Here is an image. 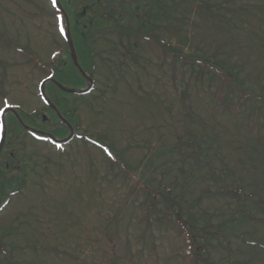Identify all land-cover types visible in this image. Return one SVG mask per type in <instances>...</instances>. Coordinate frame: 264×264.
<instances>
[{
	"label": "rangeland",
	"instance_id": "obj_1",
	"mask_svg": "<svg viewBox=\"0 0 264 264\" xmlns=\"http://www.w3.org/2000/svg\"><path fill=\"white\" fill-rule=\"evenodd\" d=\"M87 1L78 0L75 9L79 13L83 12ZM200 1L202 8L191 9L189 6L186 8L181 6L174 11L170 10L174 7L171 1H168L170 15L163 18L165 20L162 21L159 29L150 30L149 34L157 36L165 44L179 47L187 54L192 53L209 59L214 57L221 61L229 72L236 75L239 81L245 82L248 86H255L263 93L261 96L263 97L264 0ZM180 5L187 4L180 3ZM38 7L43 8V15L39 14ZM115 10L114 8L113 11ZM144 10V4H141L140 14L136 19L138 24H132L125 19L122 26L139 30L141 13ZM52 12L48 0H0V33H5L8 38L19 41L20 44L19 49L15 50L0 47V63L7 73L5 98L11 106H21L29 113L42 114V116H45L43 114H46L47 106L39 95V83L47 76L45 71L51 68L62 71L65 68L62 62L60 63L62 60L60 50L65 42L57 28L53 29ZM91 15V12L84 15L82 25H90L88 20ZM113 16L118 18L116 14ZM219 20L220 23L216 26L214 23ZM100 42L106 47L103 49L104 52L97 48V53L109 52L108 46L112 47L111 43L106 40ZM139 43L142 45L140 53L142 59L138 61L137 66L133 63L132 68L135 72L124 75L127 81L120 78L118 82H115V79L108 80L111 75L100 62L101 59L97 58L102 65L99 64L100 74L98 73L95 77L98 80L96 91L83 103L78 102L77 117L83 122L81 131L92 136L93 139L96 138L105 144L117 147L118 150H125L128 145L131 146L125 150L120 159L134 169L138 174L137 177H144L145 181L150 183L149 186H152L151 190H157L159 186L168 190V187H176L174 186L176 181L179 183L176 195H181L183 192L178 202L188 205L200 198L199 206H192V208L196 207L195 209L187 208L181 212L180 208H173L174 213L172 212L171 218L175 222L180 218L182 225L189 228L190 224L197 226L198 232L203 233L201 229L204 221L200 220V223L194 224L191 220L189 221L188 213L205 214L207 222L218 230L219 224L223 221L234 219L233 212L238 206L252 208L253 205L230 199L221 191L219 183L216 184V189L211 180L199 177L202 173L194 172V182L184 186V178L177 167L174 172L173 165L154 166L155 155H162L163 149L168 150L165 146L180 143L181 151H186L188 148L183 145L188 142L189 136L198 137L201 133L209 136V144L206 143V147L211 146V139H213V145L218 143L220 154L226 157L229 168L234 171V178L230 174L226 177L230 183L235 184L230 185L233 192L238 190L243 193V186H245V194L249 198L252 196L253 204L261 203L263 207L264 177L261 173L264 174V138L261 137V142L256 141L250 132L242 127L241 121L245 117L246 110L242 105L245 106V103L240 105L242 101L238 95L234 98L235 102L223 100L217 92V86L220 85L219 78L211 82L210 76L205 74L201 85L193 78L195 73L191 65L186 64L182 68L184 73L181 74L175 67H171L170 57L163 58L166 63L162 64V60L159 59L161 56L157 57L154 51L157 47L151 42L142 40ZM25 46L30 47L39 56H36L39 66L34 62L29 63L22 56L21 52L23 53ZM81 51L84 52V49L81 48ZM57 52L59 55L52 59L53 53ZM134 52L132 50L133 54ZM112 58L115 60L116 56ZM115 63L109 66L112 68ZM2 66L0 71L3 70ZM116 75L119 74L116 73ZM181 76L183 80L179 78ZM100 81L105 84L100 85ZM125 83L129 84V87ZM106 84H117L118 89L114 90L113 87L109 89ZM186 88L188 92L184 93ZM200 90L206 95L205 97L198 95ZM216 93L219 95L217 96ZM46 94L51 98L49 88ZM93 95L100 97L96 99ZM2 99L3 97H0V113L4 108ZM215 99L218 102L222 101L223 103H220L226 108L217 105ZM186 100H188L187 109L194 108V111L189 113L184 111L183 105ZM260 111L262 113L259 122L264 126V108ZM39 118L36 122L41 125L42 117ZM252 121L247 124L251 126ZM245 125L243 123V126ZM61 126L59 122H55L52 123V127L47 126L46 129L58 131ZM259 128H261V135L264 136V127L259 126ZM75 130L77 132L76 127ZM251 139L254 142H251ZM25 140L26 149L10 142L12 148L7 149V152L16 155H32L33 161L27 162V159L25 161L29 168H32L27 171L35 173V169L40 175L35 173L30 178L27 177L28 188L23 189L21 195L11 197L9 206L0 213V233L10 232L11 228L17 232L22 227L19 232L8 237L6 242L15 244L22 241L29 246H35L39 251L32 254L29 250L24 253L15 250L16 260L22 264H133L138 262L140 256L132 257L131 260L129 256H126L128 234H121L123 246L121 242L111 239L108 234L110 220L127 201L126 197L136 190L133 182L128 185L122 176H116L119 166L117 164L112 166L110 162H115L109 160L110 158L100 148L88 142L84 144L83 140L77 139L76 142L60 150L51 144L33 141L29 137ZM253 143L255 150L252 147ZM161 148L163 149L160 150ZM67 150L70 155L65 156L63 153ZM227 153L231 154L233 161L226 156ZM165 154L167 155V151ZM1 156L4 155L0 154ZM192 161L194 160L189 159V164H192ZM10 162L7 163L10 164ZM216 165L221 166L219 163ZM46 170L50 175L47 172L48 175L43 174ZM97 171L99 173L97 185L91 184L89 181L93 180L92 172ZM22 183L23 178H20L19 184ZM184 187L185 191H183ZM210 190L212 196L206 195V191ZM145 196L143 191L138 190V198L134 199L135 207L129 203V209L138 208V217H142L139 207L144 203ZM248 208L246 209L249 214L264 223V210L256 213L259 210ZM228 210L230 211L226 216L220 214ZM70 213L74 216L71 220L75 224L68 219ZM97 218L102 222H99ZM132 221L136 225L137 220ZM64 222L69 223L67 231H63ZM124 222H128V219ZM240 222L241 219L235 226L236 229L230 234L238 235L240 238L233 239L231 247L225 245V248H222L217 241H209L210 243L207 244L209 245L207 247L209 262L218 263L226 260L224 264H251L253 260L258 259V264H264V225L260 223L261 226L258 227L253 221L245 220V224L242 223L240 226ZM142 223L145 225L139 227L141 228L140 231L138 229L139 233L142 229H146V219ZM80 224L82 226L76 227ZM156 225L158 226L154 224L153 227ZM148 226L151 227L149 224ZM168 226L173 227V222L170 221ZM153 227L156 236L166 239L167 237L177 238V243H183L182 239H178L175 231L160 235L161 231ZM205 232L203 234L211 236L210 231ZM242 235H258V242L250 240L246 241V245H242ZM129 236L133 239L132 236L136 235H132L130 231ZM169 244V241L162 239L157 243L159 250L154 252L147 246L145 254L147 257L159 254L158 262L164 264L165 255L171 256ZM41 248H48L49 251L43 253L40 251ZM142 248L143 246L140 249ZM194 248L197 246L195 245ZM231 251H234V254L230 255ZM0 257L3 255L1 254ZM201 258L203 259L199 264L205 262V256L202 255Z\"/></svg>",
	"mask_w": 264,
	"mask_h": 264
},
{
	"label": "trees",
	"instance_id": "obj_2",
	"mask_svg": "<svg viewBox=\"0 0 264 264\" xmlns=\"http://www.w3.org/2000/svg\"><path fill=\"white\" fill-rule=\"evenodd\" d=\"M72 4L74 3V0H71ZM192 1V0H190ZM62 3H64V0H62ZM192 3L195 5L197 3V0H193ZM70 4V3H69ZM159 4V3H158ZM104 5L105 2H103V0H88L87 5H86V10L87 13L89 14L91 12V17L89 18L88 22L91 24L92 30H88L90 36L87 39H94L95 37H93V32L95 34H102L103 29L109 28L111 26L113 22V16L107 12V10L104 9ZM38 10L40 11V15L44 14V10L41 7H38ZM68 10L70 17H71V24H72V32L73 35L75 37L74 41L75 43H77L79 46L84 43V41L82 39H84V37L80 36L79 31L78 30V25L83 23L82 22V18L84 17L83 12H76L74 9H66ZM86 13V14H87ZM135 15V13H133V16ZM155 18V16L152 17L151 21H153V19ZM148 22V21H146ZM151 25H153V23H151ZM144 30L143 28L136 30L135 31V35H140L143 34L146 30ZM111 29V28H109ZM97 38V37H96ZM156 43L159 45V41L155 40ZM164 51V57H170L171 59V67H175L177 69V64L181 63L183 60L186 61V63L188 65H192L193 67V71L196 72L195 74L197 75V77L202 78V75L206 74L211 77H218L220 74L225 75L227 77H225L224 79L221 78V80L224 82V85L222 88H219V92L222 94L221 98L223 100H227L228 102H232L234 101L235 98V94L232 93L231 94V89L232 87H234L236 90V88H239L243 94V96L241 97L242 99H244V103L245 106L242 105L246 110H245V118H243V123H245L246 125L243 126L242 123V127L244 129H246L247 131L250 132V134L252 135V137L254 138V140L261 142V137L264 138V136H262L260 133H258V129H259V118H260V110L257 109L255 107V105L258 106V108L261 107V104L264 101V97H261L262 94L260 91H258L255 87L252 86H248L247 84H245L244 82H240V85L237 84H233V80L232 77L230 75H226L227 69L225 66H223L221 64L220 61L214 60V59H201L198 62L202 63V68L204 69V74H201V71L199 72L196 71L195 67H199L197 65V60H195L193 58L192 55H185L182 54L178 49L173 48L171 45H169L168 49L167 48H162ZM68 53V51H67ZM127 59H130V56L126 55ZM30 59L36 64V65H40L37 58L33 55L32 57H30ZM113 63V62H112ZM126 65L125 63L122 62V64H120L119 66L116 65V63L114 64V66L111 68L108 65L109 68H111V73H117L119 70H122V66ZM64 66V70L62 71H58V70H54V75L56 76V79L63 81L64 84L66 85H71L75 88H84L86 87V81L83 79L82 76H80L78 74V77L75 76L77 75L76 72H71V71H75L74 67L72 65L71 62H69L68 64H64L62 65ZM85 72L89 75V77H91L94 82L95 85L97 84L96 79L94 78V75L92 73H90V68H92L91 64L86 63V64H82ZM115 67V68H114ZM200 69V67H199ZM45 70V69H44ZM181 74L184 73L183 69L179 70ZM47 76L46 77H50L52 76L50 71H45ZM122 72V71H121ZM198 72V73H197ZM121 77H123V75L119 74ZM54 76V77H55ZM6 83H7V73L5 68L2 70V72L0 73V93L4 94L5 93V88H6ZM96 87H94L95 90ZM224 92L226 94V96L224 95ZM231 94V95H230ZM96 99H99V96L97 95H93ZM90 98V97H89ZM86 99H88V97H77V96H67V95H63V100L59 103V109L61 111V113H63V115L67 118V120L74 126L78 125V119L76 117L77 112L76 109L72 108V106L74 107V104L76 102H83ZM219 100V99H218ZM220 101V100H219ZM72 105V106H71ZM255 115V116H254ZM21 116L23 117V119L25 120V113L21 112ZM10 120H9V126L10 124H15V118L14 116L10 115ZM237 118V117H236ZM239 119V118H237ZM253 120V121H252ZM252 121V125L249 126L247 124V122ZM242 122V121H241ZM66 134L65 130L62 131H58L55 135L57 138H62L64 135ZM252 138V139H253ZM251 139V140H252ZM253 141V140H252ZM206 143L204 145V142L199 141L198 139H195L193 143H189L187 146L188 150L186 151H181V146L178 144H173L171 146H167L168 150H163V154L159 155L156 154L154 157V166L156 167H161V166H168V165H174L177 167L179 173L183 176L184 178V185H190L189 183V179L188 177H192L194 172H199L202 173L199 175V177L202 178H207V180H211V183H219L221 185V187H228L227 185H235L234 183H230L226 177L230 174L232 178H234V171H232L229 166L228 163L226 162V157L222 156L220 154V146L218 144L217 146V150L215 151V153L211 154L210 156V147H206ZM205 147H204V146ZM212 145V142H211ZM217 145V143L215 144ZM255 150V145L254 143L252 144ZM213 149V147H211ZM163 148H161L160 150H162ZM257 149V147H256ZM158 150V151H160ZM167 151V155L165 154V152ZM122 152V151H121ZM212 152V150H211ZM166 156H165V155ZM201 155H203L201 157ZM227 157L230 158L231 161L234 160V158L231 156L230 153H227L226 155ZM189 159H193L194 161H192V164H189L188 160ZM216 162L219 163L218 166L216 165ZM205 170V171H204ZM174 171V170H173ZM137 173H134L131 177V181L134 183V188H136L135 192L138 190H143V192L145 194H147V196H145L146 198L144 199V203L141 205L143 209H145L148 212H145L146 214H144V216H146L147 219V223L149 225H153L155 222H164L163 220L166 221H170L174 222V225L177 226L179 228V230L181 232H183L184 234L188 233H195L196 231H198V227L195 225L190 224V228L182 225V222L180 221V218L178 221H173L172 218V212H173V207H177L178 209L180 208L181 212H183L187 207H189L188 205L184 204V202H178L180 197L183 196V192L181 193V195H176V189L179 185V183H177L175 181L174 186L176 187H170L168 188V191L164 188H162V186H159L157 190H151L150 187H152L151 185L149 186L150 183L145 181V178L142 176L137 177ZM129 180V179H127ZM194 180V178H193ZM129 183V182H128ZM226 191H228L229 189H224ZM183 191H185V189L183 188ZM245 192L243 191V194ZM244 199H247L248 197L245 198V195L242 196ZM127 201H133L135 199V195L132 193L130 195H128L126 197ZM127 201L125 202L124 206H122V208L120 209V213H118L116 219H115V223L116 225L121 224V220H125L127 217L129 219L128 222V226L127 228H129L130 226H132V217L135 215L136 213V209L133 211L132 209H129L127 206ZM200 202V198L198 200H196L194 202L193 205H197ZM132 203V202H131ZM129 205V204H128ZM133 205V204H132ZM192 205V206H193ZM135 207V205H133ZM191 206V207H192ZM162 208V210H161ZM196 208V207H195ZM194 209V208H193ZM132 211V212H131ZM174 213V212H173ZM156 219H154V218ZM139 222V221H138ZM207 225H204L203 230L205 231L207 229L206 227ZM206 228V229H205ZM197 233V232H196Z\"/></svg>",
	"mask_w": 264,
	"mask_h": 264
},
{
	"label": "bare ground",
	"instance_id": "obj_3",
	"mask_svg": "<svg viewBox=\"0 0 264 264\" xmlns=\"http://www.w3.org/2000/svg\"><path fill=\"white\" fill-rule=\"evenodd\" d=\"M130 1L133 2V3H138L140 0H130ZM143 1L148 2L151 5V7L153 8V10H156L159 7L160 10L162 11L163 15H166V16L170 15V13L168 11L169 8L165 4L164 0H162V2L159 3V4L156 1H154V0H143ZM110 2L114 3L117 7H124L125 6V3L122 0H110ZM175 8L176 7L170 8V10L174 11ZM52 10H53L54 13H56V12H58L59 9L57 10L56 8H53ZM177 10H175V11H177ZM172 11H170V12H172ZM76 12H78V10ZM128 15H129V10H127L126 12L120 11V17L115 19V20H113L114 23H112L111 26L109 27L111 29H109V28L103 29L102 36H103L104 40H106L108 43H111V44L113 42H115L117 37H118V35L123 31V26L122 25H123V21L125 19H128L130 22H132V24H138V22L136 20L137 17L128 16ZM215 23L217 24L218 22H215ZM93 37H95V36H93ZM134 38H135V43L136 44L134 45V49H133V51H135L134 54H133V57L138 59V60L142 59V58H140L141 57L140 53L142 51V45H141V43H139V41L149 40L151 42H155V40H157V41L159 40V38H156V37L151 36V35H144V34L135 35ZM90 43H92V40H90ZM105 47H106V45H105ZM88 49H89L90 53L92 55H94V50L92 49V47L88 46ZM155 49L156 50H154V51L156 53V56L158 57L160 55L161 50H159L157 48H155ZM193 58L195 60H197V65L200 67L201 74H204L205 72H204V69L202 68V63H201V61H200V63L198 62L199 60H201V58L198 55H195V54H194ZM94 59L96 60L95 56H94ZM99 59H101V60L106 59L105 54H101L99 56ZM80 63L81 64L90 63V58L82 59V61ZM186 64L187 63L184 60L180 64L178 63L177 64V70L178 71L181 70ZM90 73H92L94 75V72H93L92 68H90ZM226 75H229V74L226 73ZM94 78H95V75H94ZM179 78L181 80H183L182 76L179 77ZM172 79H173V77H172ZM210 81H211V79H210ZM201 85H202V81H201ZM263 118H264V116H263ZM109 149H112V150H115V151H119L117 149V147H114V146L109 147Z\"/></svg>",
	"mask_w": 264,
	"mask_h": 264
},
{
	"label": "water",
	"instance_id": "obj_4",
	"mask_svg": "<svg viewBox=\"0 0 264 264\" xmlns=\"http://www.w3.org/2000/svg\"><path fill=\"white\" fill-rule=\"evenodd\" d=\"M68 40H69V43L71 45L72 52H73V55H74L73 44H72V41H71V38H70V34H68ZM73 58H74V63L76 64L77 67H79L78 64H77V62H76L75 56H73ZM63 90L64 91H67V92H70V93H74V91H72V90H65V89H63Z\"/></svg>",
	"mask_w": 264,
	"mask_h": 264
},
{
	"label": "snow or ice",
	"instance_id": "obj_5",
	"mask_svg": "<svg viewBox=\"0 0 264 264\" xmlns=\"http://www.w3.org/2000/svg\"><path fill=\"white\" fill-rule=\"evenodd\" d=\"M0 114H2V113H0Z\"/></svg>",
	"mask_w": 264,
	"mask_h": 264
}]
</instances>
